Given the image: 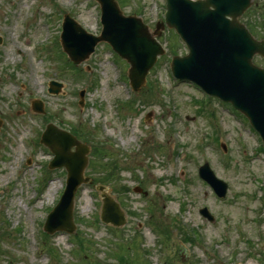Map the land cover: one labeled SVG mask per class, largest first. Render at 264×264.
<instances>
[{
	"label": "rangeland",
	"instance_id": "obj_1",
	"mask_svg": "<svg viewBox=\"0 0 264 264\" xmlns=\"http://www.w3.org/2000/svg\"><path fill=\"white\" fill-rule=\"evenodd\" d=\"M117 1L123 14L140 17L150 32L163 19L164 0ZM251 1L239 20L259 39L264 0ZM59 11L99 34L95 0H0V264H264L260 138L232 107L231 115L211 100L202 110V92L172 80L170 51L187 53L174 30L165 27L156 36L166 53L149 70L151 86L145 82L134 92L140 100L126 102L132 90L121 72L125 76L128 63L99 42L73 65L59 44ZM253 61L264 67L260 56ZM51 78L62 84L56 95L46 91ZM33 98L42 100V113L32 111ZM48 119L79 131L89 147L83 173L89 179L74 199L75 236L42 230L65 184L64 168L46 172L52 154L35 143ZM203 162L226 182L224 197L198 177ZM21 164L25 174L15 177ZM102 193L119 203L123 226L99 220ZM191 230L197 232L193 242L185 234Z\"/></svg>",
	"mask_w": 264,
	"mask_h": 264
},
{
	"label": "water",
	"instance_id": "obj_2",
	"mask_svg": "<svg viewBox=\"0 0 264 264\" xmlns=\"http://www.w3.org/2000/svg\"><path fill=\"white\" fill-rule=\"evenodd\" d=\"M102 10L103 31L99 36L87 34L66 16L63 24L62 46L75 63L82 61L99 40H107L130 63L129 78L137 89L144 82L159 47L139 18L123 16L114 0H99ZM250 5V0H167L166 22L175 27L186 41L189 54L174 58L172 67L178 75L202 84L209 92L230 100L243 111L264 139V69L251 63L258 52L264 56V39L255 40L237 22V17ZM212 7V8H211ZM226 15L232 17L231 20ZM162 26V24L160 25ZM155 33H159L158 30ZM58 87L55 82L51 83ZM57 91V88H52ZM41 142L55 153L50 166L64 165L68 181L57 205L49 213L45 230L72 231V205L75 189L81 181L87 152L67 132L48 126ZM75 152H68L71 145ZM220 193L225 185L215 179L208 165L199 168ZM101 219L115 225L124 223L118 205L107 196L103 198ZM203 215L209 216L205 210Z\"/></svg>",
	"mask_w": 264,
	"mask_h": 264
},
{
	"label": "bare ground",
	"instance_id": "obj_3",
	"mask_svg": "<svg viewBox=\"0 0 264 264\" xmlns=\"http://www.w3.org/2000/svg\"><path fill=\"white\" fill-rule=\"evenodd\" d=\"M52 185V184H51Z\"/></svg>",
	"mask_w": 264,
	"mask_h": 264
}]
</instances>
